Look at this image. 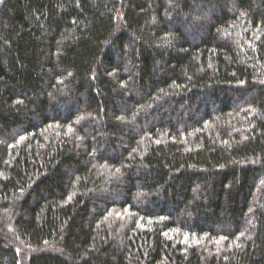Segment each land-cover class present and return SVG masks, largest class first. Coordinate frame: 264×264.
I'll list each match as a JSON object with an SVG mask.
<instances>
[{"label": "trees", "instance_id": "trees-1", "mask_svg": "<svg viewBox=\"0 0 264 264\" xmlns=\"http://www.w3.org/2000/svg\"><path fill=\"white\" fill-rule=\"evenodd\" d=\"M0 264H264V0H0Z\"/></svg>", "mask_w": 264, "mask_h": 264}]
</instances>
